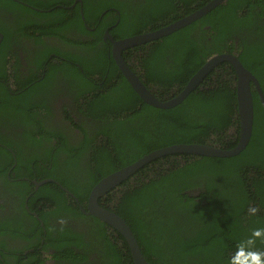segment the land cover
I'll return each instance as SVG.
<instances>
[{"label": "trees", "instance_id": "16d2710c", "mask_svg": "<svg viewBox=\"0 0 264 264\" xmlns=\"http://www.w3.org/2000/svg\"><path fill=\"white\" fill-rule=\"evenodd\" d=\"M210 1L82 0L80 14L79 3L74 9L54 8L57 3L70 5L73 0H0L1 124L10 122L18 110L26 122L35 120L38 126L36 116L45 117L48 111L44 109V116L36 110L27 114L25 101L40 96L48 87L50 97L60 95L59 78L68 85L82 118L99 123L85 122L87 127L75 124L64 107L63 120L72 122L82 134L76 142L69 141V127L61 123L49 125V136L42 139L32 129H24L21 144L0 134L11 149L0 148L5 154V158L0 156L5 184L9 183L6 172L14 162L11 172L15 176L21 164V171L27 170L33 178V165L36 173L44 171L45 178L58 182L78 201L56 184L46 183L27 202L35 218L25 210V190L21 191L20 219L1 221L0 236L15 238L22 229L24 238L23 227L29 220L35 242L18 250L7 249L1 241L0 264H43L37 252L40 247L52 251L54 264H133L123 237L80 211L79 206L86 210L95 184L172 145L235 147L239 134L235 77L227 62L217 65L215 69L222 72L216 74L213 69L180 104L158 109L144 103L131 89L102 38L107 27H111L109 34L114 40L155 31ZM48 38L54 42L49 40L48 44ZM18 49L25 54L26 65L21 64ZM235 49L241 64L257 79L264 98V0H226L186 27L127 50L124 59L135 58L130 68L161 101L175 88L182 90L207 58ZM50 53L55 56L45 63ZM37 79L23 92L24 101L17 100L12 86L22 81L30 85ZM252 100L251 138L236 156L158 158L99 198L102 208L125 220L150 264H231L239 247L249 239L253 243L247 250L264 252V235H252L257 229L264 230V109L254 90ZM37 104L33 108L39 109ZM48 110L56 122L51 108ZM26 148L34 153L27 156ZM22 187L28 190L32 185L23 180ZM61 218L88 224V236L54 223ZM40 219L44 228L39 226ZM30 248L34 252L25 256L24 251ZM92 254L96 259L89 261ZM5 255L11 259L7 261Z\"/></svg>", "mask_w": 264, "mask_h": 264}, {"label": "water", "instance_id": "95a60500", "mask_svg": "<svg viewBox=\"0 0 264 264\" xmlns=\"http://www.w3.org/2000/svg\"><path fill=\"white\" fill-rule=\"evenodd\" d=\"M226 0H211L200 9L193 13L185 16L167 26L157 29L152 32L127 37L120 40H114L109 34V29L104 32V40H108L112 44V59L114 60L117 68L131 87V89L139 96V98L146 104L158 108V109H169L180 104L186 96L195 90L202 80L219 64L223 62L229 63L235 74V94H236V108H237V119H238V141L235 147L232 149L221 148L213 144H176L169 147L159 149L151 152L136 162L119 169L116 172L111 173L105 178L101 179L90 191L87 202L86 210L80 207L83 214L93 216L100 222L104 223L114 231L119 233L130 251L133 264H150L143 257L137 240L127 225L124 219L118 216L115 212L102 208L98 204L99 198L116 189L120 186L123 181H126L136 171L148 165L156 159L163 158L170 155H190V156H203V157H214V158H229L236 156L247 146L251 134L253 125V100L252 90L250 89V83L253 84L254 90L256 91L259 101L264 109V98L262 91L257 79L241 64L239 59L234 55H215L210 57L204 65L189 79L185 87L178 92L177 95L169 99L168 101H160L156 99L150 91L143 85V83L137 78L133 71L126 64L122 58V53L125 50L132 49L137 46L144 45L146 43L153 42L155 40L166 37L187 25L193 23L195 20L200 19L202 16L210 12L216 6L224 4ZM1 40V35H0ZM56 184L63 192L71 197L75 202L78 203L75 196L67 189L62 187L58 182L49 179L44 180L37 186L45 183Z\"/></svg>", "mask_w": 264, "mask_h": 264}, {"label": "flooded vegetation", "instance_id": "af4514ba", "mask_svg": "<svg viewBox=\"0 0 264 264\" xmlns=\"http://www.w3.org/2000/svg\"><path fill=\"white\" fill-rule=\"evenodd\" d=\"M79 3V7H80V14H81V8H82V0H73V3H71L70 5H66V4H59L57 3V5L54 6V8H67V9H74L76 7V5ZM66 5V6H65ZM48 12L51 11V9H48L47 10ZM171 24V23H170ZM169 25V24H168ZM167 26V25H166ZM164 27V26H163ZM106 29H111V27H107ZM152 32V31H151ZM1 35V34H0ZM103 41H105V44H107L109 47H110V53H111V57H112V44L108 41V40H104V34H103ZM126 38V37H125ZM49 40L52 41L51 43H53V39L52 38H48L46 41L47 43L49 44ZM159 40V39H158ZM157 41V40H155ZM60 42V41H58ZM154 42V41H153ZM29 43H32V42H29ZM151 43V42H150ZM27 44H28V41H27ZM63 44V43H62ZM146 44H149V43H146ZM144 44V45H146ZM111 45V46H110ZM236 45V44H235ZM234 45V47H235ZM143 46V45H141ZM138 47V46H137ZM25 48V47H24ZM236 48V47H235ZM49 53V51H48ZM234 55L237 57V59H239L238 57V52L237 50L235 49L233 52L231 53H228V52H225V53H221V54H214L212 56H215V55ZM18 57H19V60L21 62L22 65H26V62H25V54H23L22 50L21 49H18V53H17ZM54 54L50 53L47 57V60L45 63H48L49 60H52L54 58ZM127 56V50H125L123 53H122V58L124 59V57ZM210 56V57H212ZM209 57V58H210ZM207 58L206 61L209 59ZM135 58L131 59V60H127L124 61L126 62V64L129 66V65H132L133 64V60ZM64 60V59H63ZM114 61V60H113ZM205 61V62H206ZM204 62V63H205ZM115 63V62H114ZM229 64V63H228ZM204 65V64H203ZM202 65V66H203ZM201 66V67H202ZM229 67V71H232L233 68L232 66L229 64L228 65ZM130 68V66H129ZM227 68V66L225 67V69ZM131 69V68H130ZM215 69V68H214ZM132 70V69H131ZM234 71V70H233ZM215 72L216 74H218L219 72H222V69L221 68H216L215 69ZM121 73V72H120ZM134 73V72H133ZM135 74V73H134ZM252 74V73H251ZM136 75V74H135ZM253 75V74H252ZM137 76V75H136ZM234 79H236V74L234 72ZM43 78V75L41 76V79ZM97 78L99 77H96V78H93L94 80H97ZM138 78V76H137ZM139 79V78H138ZM214 79V77H213ZM62 79L59 78V85L61 86V94L60 95H56V96H52L50 97L49 96V87L42 93H40L41 95L40 96H32L31 99H28L26 100L25 102L27 103V105H29V109L26 110V113L27 114H32L33 111H39L41 116H44L43 114V111L44 109H46L48 112L45 114V117H37L36 116V119L38 120V126H36V121L33 120L31 122H26L23 118V116L21 115V112L16 110V115L10 120V122L6 123V124H1V121H2V113L0 114V134H3V135H6L7 137L11 138V140H17L20 144L22 142V139H24L25 137H23V133H25V130H29V129H32L31 132L32 133H35L37 135V137L40 139L42 138H46L47 136H49V125H53L54 123H58V124H63V125H66L68 126V130L66 132L67 134V137L69 139L70 142H76L78 139H82V134L80 133V131L78 129H75L73 127V124L72 122L70 121H64L63 118L65 117L63 115L64 111H63V108L66 107L68 112L70 113L69 116H72L74 117V123L75 124H80V123H83L81 126H86V124H84L85 122L88 123L89 125H99V123H95V122H92L91 120H87V119H84L82 118V116L78 113L77 111V106L75 105L74 103V100H73V97H72V94L70 93V91L68 90V85H66V83L64 81L61 82ZM106 80V79H105ZM103 80V82L105 81ZM140 80V79H139ZM1 81V80H0ZM36 82H38V79L37 80H33V82H30V85L27 84V82H19L17 83L16 82V85L15 86H12V89L14 90L15 92V95L16 96H19V98L17 100H23L22 99V95H23V92H25V90L27 88H29L30 86H34V84H36ZM98 84H101L100 82ZM29 85V86H28ZM261 88V87H260ZM250 89L253 91L254 90V87H253V84L250 83ZM148 91H150V93L156 98L159 100L158 98V93H156L155 91H153L152 89H147ZM181 91V90H180ZM255 91V90H254ZM256 92V91H255ZM178 92L176 91V88L171 91L168 96H163L162 100L161 101H168L169 99H171L172 97H174L175 95H177ZM57 94V93H56ZM55 95V94H54ZM263 95V94H262ZM50 98V99H49ZM24 101V100H23ZM35 102H38L37 104V107H40L39 109H35L33 108V105ZM46 108H45V107ZM49 107L51 108V113L53 114V117L55 118V121L53 119H51L49 117ZM48 108V109H47ZM39 123H40V126H39ZM28 124V125H27ZM3 125H8L7 128L5 129V127H3ZM87 127V126H86ZM25 129V130H24ZM40 129H43L44 132H40L39 130ZM47 131V132H46ZM40 132V133H38ZM45 133V134H44ZM38 134H40L38 136ZM47 135V136H46ZM1 136V135H0ZM21 136V137H20ZM43 142L48 145L49 144V141L46 142L45 140H43ZM0 148H2V150H8V152H10V148L6 147L4 145V142L0 139ZM26 152L24 153H27V156H30L32 155L34 152L29 149V148H26L25 149ZM0 156L1 158H5V154L0 152ZM15 160V159H14ZM172 160V159H171ZM170 160V161H171ZM49 161V160H47ZM164 163V162H163ZM16 165V162H14V164L12 165L11 169ZM43 167H46V165L44 163L41 164ZM11 169H9L6 173V176L9 180V183L8 184H5L3 182V175L0 174V222L1 221H4L6 219H14L15 217L19 220L20 219V215H21V210L19 209V204L20 202H22V194L20 193L21 191L25 190V194H24V203H23V206L25 208V210L27 211L28 214L34 216L35 218H38L37 215L29 210V207L27 205V202L29 201V199L33 196L34 192H36L42 185H39L37 186L36 184H39L41 183L42 181L44 180H49V178H45L44 176V171H41L39 173H36L35 170L33 169V165H32V171H31V175L33 176V178H29V174L27 175V170H25L24 172L21 171V164H19L18 168H17V173H16V176L17 175H23V177H16L15 176V173L11 172ZM47 171H49V165L47 166ZM37 175L43 177V178H39L37 177ZM13 176V177H11ZM38 179V180H37ZM24 180V182L26 181H29V187L30 185H32V188H28V190L26 188H23L22 187V181ZM20 183V184H17V186L11 184V183ZM49 183V182H48ZM46 184V183H45ZM44 185V184H43ZM118 188V187H117ZM43 204V203H42ZM81 206H79L80 208ZM17 208V211L15 210ZM82 208V207H81ZM83 209V208H82ZM81 211V210H80ZM83 214V213H82ZM85 215V214H83ZM87 217H89L88 215H85ZM64 218H61L60 222H58L57 219H54V223H61L62 226H69L71 227L73 230H80L82 231L83 233H87V236H88V233H89V230H91V227H89L88 224H85V223H82L80 220H73L71 222H69L68 220H64L62 221ZM39 221V226L41 228H44V224L43 222L40 220ZM80 223V224H79ZM47 224L49 226V218L47 219ZM25 227H23V230H24V234H25V237L22 238L21 237V230L22 229H18L17 230V234H16V237L13 238V237H10V236H0V242L3 241L5 243V246L7 249H18V250H21L22 248H28L29 245H32L35 240L33 238V236L31 235L32 232L31 230L29 231V228L31 227V222L28 220L26 223H25ZM16 231V230H15ZM45 232V229L43 231V233ZM94 247L95 249L98 248V246H96L94 244ZM94 249V250H95ZM2 249H0L1 251ZM34 252L33 248H30V249H26L24 251V254L25 256L28 254V253H32ZM37 252L40 253V257H41V260L43 261V264H54V260L53 259H50V254L52 253V251H49L48 250H42L41 247L40 248H37ZM3 253H7L6 251H3ZM5 259L7 261H9L11 259L10 256L8 255H5ZM96 259V254H92L90 257H89V261H93Z\"/></svg>", "mask_w": 264, "mask_h": 264}, {"label": "clouds", "instance_id": "9594fccd", "mask_svg": "<svg viewBox=\"0 0 264 264\" xmlns=\"http://www.w3.org/2000/svg\"><path fill=\"white\" fill-rule=\"evenodd\" d=\"M255 212V209H252ZM253 237H261L264 235V230H255ZM253 241L249 239L246 244H242L236 255L232 258L231 264H264V252H255L247 250L250 248Z\"/></svg>", "mask_w": 264, "mask_h": 264}]
</instances>
